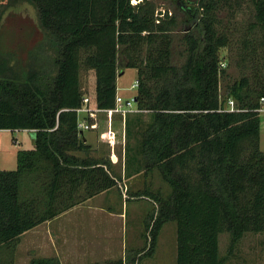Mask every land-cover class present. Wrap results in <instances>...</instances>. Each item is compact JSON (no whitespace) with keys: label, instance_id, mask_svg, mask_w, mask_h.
<instances>
[{"label":"trees","instance_id":"1","mask_svg":"<svg viewBox=\"0 0 264 264\" xmlns=\"http://www.w3.org/2000/svg\"><path fill=\"white\" fill-rule=\"evenodd\" d=\"M26 1L37 13L41 46L54 56L51 65L29 64L19 73L0 53V131L34 132L33 148L17 151L16 170L0 171V264H14L22 234L117 186L111 163L93 156L77 129L81 69L94 73V103L101 110L115 106L118 72L136 70V108L148 123L133 148L125 144L124 169L136 165L144 176L156 171L170 191L165 197L147 190L137 195H150L156 211L144 221L147 248L128 262L151 257L168 222L176 224L175 264H226L246 233L264 234L258 112L264 0H197L188 8L185 0H163L174 13L159 10L155 0ZM231 1L248 4L254 15L235 40L239 78L221 101L222 65L228 68L232 60L220 51L233 43L218 14ZM5 7L0 5V18ZM177 30L185 32L180 65L173 63ZM230 99L241 112L223 111ZM142 114L125 117L128 139L138 134ZM224 233L230 244L220 257ZM29 264L60 262L38 258Z\"/></svg>","mask_w":264,"mask_h":264},{"label":"rangeland","instance_id":"2","mask_svg":"<svg viewBox=\"0 0 264 264\" xmlns=\"http://www.w3.org/2000/svg\"><path fill=\"white\" fill-rule=\"evenodd\" d=\"M197 0H185L184 8L187 6H196L193 3ZM157 8L161 11L166 9L174 13L173 8L163 0H155ZM189 2L190 4H188ZM0 5L6 6L5 11L0 18V53L5 54V58L9 60V64L16 68L17 72H27L26 68L29 64L32 65H51L54 54L47 45L41 46L43 43V34L38 25L37 13L34 7L26 0H0ZM230 7V8H229ZM196 13V11H194ZM180 13H182L180 11ZM253 10L248 4L242 2L239 6H235L234 2H229V5L218 14L222 20L225 30H229L228 35L231 37L229 48H224L220 51V57H230L232 63L230 67L225 69V73L220 78V100L225 99L227 87L239 78V69L234 65L236 60V43L238 36L246 31L249 23L253 22ZM179 18L182 15L179 14ZM195 24V23H194ZM194 24H189L188 28L192 30ZM227 28V29H226ZM224 30V31H225ZM184 31L177 30L172 33L174 39L173 45V63L180 65L185 60L184 43L182 36ZM235 43V44H234ZM30 68V67H29ZM137 72L135 69H124L118 72L116 86L118 97L121 100H127L136 95V89H131V86L136 82ZM79 81L83 98H88L91 107L94 106V86L95 77L92 71L81 69L79 72ZM226 104V103H225ZM224 104V106H225ZM141 116L140 125H137L138 134L134 131L128 139L125 134L124 120L122 117L114 116L112 120V128L115 132L114 151L117 156V163L111 164L112 170L115 172L117 186L102 193L89 201V208H96L94 214L103 216L99 210L105 211L109 209L112 213L118 215V219L110 225L111 232L114 237L113 248L115 252L121 254L126 251L128 258H135L136 254L147 248L148 238L144 236V221L147 217L153 215L156 211L154 200L149 197L139 198L137 195H144V191L150 194L159 193L161 197L169 194V188L162 182L156 171L144 176L143 168L133 165L129 167L128 172L125 171L126 156L124 153L125 144L129 142L133 148L136 139L140 138V133L146 128L148 123L147 115ZM130 118H134L135 114H128ZM260 150L264 152V113L260 114ZM100 128L94 134L84 132V139L88 145H92L93 156H102L109 161L111 146L105 140L106 121L105 116L100 115ZM129 140V141H128ZM33 148L32 134L29 131H0V171H14L17 167V151L29 150ZM110 162V161H109ZM131 168V169H130ZM139 168V173L135 174L134 169ZM128 169V168H127ZM129 173V176L126 174ZM114 176V175H113ZM87 206L83 207L85 211L86 222H84V230H88L93 224L98 231H105V224L99 220H88L91 216V211H87ZM89 212V213H87ZM73 214V213H72ZM122 214V218H121ZM137 217L136 222H134ZM66 219L63 220H67ZM141 219V220H140ZM62 220V221H63ZM137 227V233L141 231L140 236L137 234V239H134L133 245L130 244V234L134 233V228ZM29 231L24 236L29 235ZM80 235V232L77 231ZM136 235V234H135ZM22 236V238L24 237ZM218 252L220 257L227 254L230 244V237L227 233L219 236ZM24 241L21 240L20 246L15 249L14 263L27 264L28 255ZM234 250L232 264H264V234L246 233L238 242ZM176 253V224L168 222L163 225L160 230L154 253L151 257L145 256L138 261V264H173V255ZM32 257V256H31ZM232 258V257H231Z\"/></svg>","mask_w":264,"mask_h":264},{"label":"crops","instance_id":"3","mask_svg":"<svg viewBox=\"0 0 264 264\" xmlns=\"http://www.w3.org/2000/svg\"><path fill=\"white\" fill-rule=\"evenodd\" d=\"M30 133L32 134L33 140L34 132ZM90 133L94 134L95 132ZM85 141L88 144L86 139ZM90 200L32 229L29 235L24 236L28 231L20 236L18 247L20 246L21 240L24 241V247H26L28 255L27 264H29L31 259L38 258H56L60 264H115L116 262L133 264L128 262L130 258L125 257L126 249L123 253L119 254L113 248L114 237L111 230H109L111 229L109 226L119 218L118 215L112 213L109 209L106 212L99 210L101 214H104L103 216L94 214L96 213V208H89L87 206ZM84 206H87V211H91L90 213L92 214L91 216L87 215L88 220H92V223L93 221L99 220L100 223L105 224L106 228L104 232L98 231L94 224L88 230H84L83 225L86 222V218L84 217L85 211H83ZM66 217L68 219L63 220ZM120 219H123L122 214ZM136 220L137 217L134 222ZM137 230L138 228L135 227L134 233L130 234L129 245H133L134 239L139 238L137 234L140 236L141 231L137 233ZM77 231L80 232V235ZM22 236L24 237L22 238ZM173 256L172 263L175 264L176 253ZM233 259H235L233 255L229 256L226 264H232Z\"/></svg>","mask_w":264,"mask_h":264},{"label":"built area","instance_id":"4","mask_svg":"<svg viewBox=\"0 0 264 264\" xmlns=\"http://www.w3.org/2000/svg\"><path fill=\"white\" fill-rule=\"evenodd\" d=\"M131 3L136 4V1L132 0ZM131 89H137V81L131 86ZM134 97H131L130 99L127 100H121V98H119L117 94L115 106L113 109H109V110L98 109L95 103L94 106L91 107L89 99L83 98L80 107L75 110L78 117L77 129L81 133L98 131L100 124V115L105 116V121H106L105 140L111 146L109 161L113 165L117 163L118 159L114 151L116 136L112 128V120L114 116L122 117V119L125 120V117L128 114H132V113L137 114L143 112L136 108V102ZM260 104H261V108L258 110L259 114L264 113V98L260 99ZM223 111L228 113L241 112V110H239L236 107L235 102L231 99L227 101ZM86 119H90L92 120V122L88 123Z\"/></svg>","mask_w":264,"mask_h":264}]
</instances>
